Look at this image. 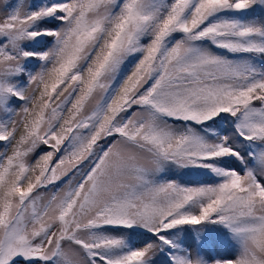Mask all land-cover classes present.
I'll list each match as a JSON object with an SVG mask.
<instances>
[{
  "label": "snow or ice",
  "instance_id": "6c2138e0",
  "mask_svg": "<svg viewBox=\"0 0 264 264\" xmlns=\"http://www.w3.org/2000/svg\"><path fill=\"white\" fill-rule=\"evenodd\" d=\"M0 264H264V0H0Z\"/></svg>",
  "mask_w": 264,
  "mask_h": 264
}]
</instances>
